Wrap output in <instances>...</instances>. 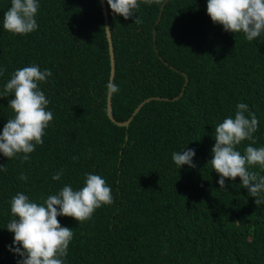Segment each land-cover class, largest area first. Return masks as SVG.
Wrapping results in <instances>:
<instances>
[{"label": "trees", "instance_id": "trees-1", "mask_svg": "<svg viewBox=\"0 0 264 264\" xmlns=\"http://www.w3.org/2000/svg\"><path fill=\"white\" fill-rule=\"evenodd\" d=\"M38 3L37 30L14 35L2 25L11 0H0V68L6 69L0 75V131L13 117L8 102L14 97L4 94V85L20 68L35 64L51 71L38 87L53 113L44 143L27 162L0 153L7 169L0 171V264L21 259L10 250L19 245L6 229L11 198L23 192L42 204L65 185L79 190L85 174L103 178L114 202L82 223L57 217L73 231L65 264H264V204L256 206L239 177L220 188L208 164L215 127L234 118L238 103L255 113L253 147H264V34L248 41L242 32L224 31L207 15V0H165L155 23L159 3H141L135 13L141 24L135 16L113 14L104 0L111 81L119 87L110 95L114 118H126L144 96L177 94L179 70L186 74L178 96L148 98L126 124H117L105 112L109 63L99 0ZM250 143L242 141L236 150L243 154ZM189 148L195 167L178 169L172 153ZM61 169L60 180H53ZM250 171L264 175L258 165Z\"/></svg>", "mask_w": 264, "mask_h": 264}, {"label": "clouds", "instance_id": "clouds-1", "mask_svg": "<svg viewBox=\"0 0 264 264\" xmlns=\"http://www.w3.org/2000/svg\"><path fill=\"white\" fill-rule=\"evenodd\" d=\"M111 12L125 20L134 18V23H143L136 10L140 4L151 5L159 0H106ZM38 0H11V6L4 12L3 29L14 35H26L38 28L36 15ZM206 13L214 24L223 26L231 33L242 32L248 41L264 34V0H207ZM110 30V28H103ZM6 69L0 68V75ZM52 75L48 69L38 65L20 68L11 74L4 85V94L14 97L8 102L13 117L7 120L0 131V153L8 159L19 158L21 163L30 159L36 145L44 143L45 129L53 119L47 110L50 103L38 85ZM109 95L119 91L118 85L109 81L106 84ZM248 113V116L245 115ZM259 121L255 113L248 112V105L238 103L234 118L227 117L215 127V144L211 149L212 159L208 162L219 175L217 183L225 188V180L240 178V186L247 189L248 195L255 197L256 206L264 204V175L250 171L253 166L264 169V147H253L254 133ZM251 141L244 153L236 150L242 141ZM18 154H22L19 155ZM194 149H183L172 153V160L179 169L183 165L195 167ZM78 157H73V160ZM0 166V171H6ZM63 170L52 175L60 180ZM22 181L27 180L23 173ZM112 189L105 180L96 174H85L84 185L79 190L65 185L56 194L48 195L42 204L29 199L23 192H17L10 200V213L13 217L6 229L14 234L10 248L21 258L17 264H65L67 249L73 239V231L60 225L58 216L71 217L77 222L91 218L102 205L113 204Z\"/></svg>", "mask_w": 264, "mask_h": 264}, {"label": "water", "instance_id": "water-1", "mask_svg": "<svg viewBox=\"0 0 264 264\" xmlns=\"http://www.w3.org/2000/svg\"><path fill=\"white\" fill-rule=\"evenodd\" d=\"M165 0H160L159 5H158V9H157V13L156 16L154 18V23L157 21L159 15H160V11L162 9L163 3ZM99 4H100V10H101V15H102V24H103V28L108 27V23H107V17H106V10H105V3L104 0H99ZM154 24L151 27V40H152V46L153 48H155V41H154ZM104 30V35H105V40H106V46H107V53H108V74H107V83L109 81L112 80V75H113V51H112V44H111V39H110V31L109 30ZM181 73L183 74V83L178 91L177 94L175 95H171V96H161V95H147L144 96L142 99H140L132 108V110L130 111V113L128 114V116L124 119H116L113 117V115L110 112V95L107 92V88L105 90V112L106 115L109 119H111L112 121H114L117 124H126V122L128 121V119L130 118L131 114L137 109V107L142 103V101L151 98V97H162V98H175L176 96H178V94L181 93V90L183 89V84L186 82V74L185 72L181 71ZM106 83V84H107Z\"/></svg>", "mask_w": 264, "mask_h": 264}, {"label": "rangeland", "instance_id": "rangeland-1", "mask_svg": "<svg viewBox=\"0 0 264 264\" xmlns=\"http://www.w3.org/2000/svg\"><path fill=\"white\" fill-rule=\"evenodd\" d=\"M176 68V67H175ZM177 69V68H176ZM180 72L182 71V70H179Z\"/></svg>", "mask_w": 264, "mask_h": 264}]
</instances>
